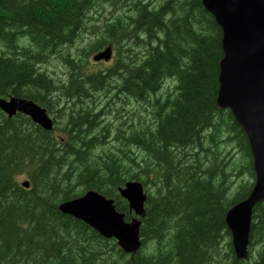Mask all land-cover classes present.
Wrapping results in <instances>:
<instances>
[{"label": "trees", "instance_id": "obj_1", "mask_svg": "<svg viewBox=\"0 0 264 264\" xmlns=\"http://www.w3.org/2000/svg\"><path fill=\"white\" fill-rule=\"evenodd\" d=\"M220 40L201 0H0V97L34 100L52 117L69 108L59 134L54 117L47 131L0 111V264H262L264 201L253 208L244 260L230 248L224 220L251 190L242 179L234 192L240 174H254L242 130L216 106ZM82 41L92 49L84 57L110 45L114 64L85 74L71 53ZM53 61L66 65L67 78H53ZM163 86L172 88L158 92ZM131 180L146 193L141 247L132 257L58 210L95 190L129 219L117 188Z\"/></svg>", "mask_w": 264, "mask_h": 264}, {"label": "water", "instance_id": "obj_2", "mask_svg": "<svg viewBox=\"0 0 264 264\" xmlns=\"http://www.w3.org/2000/svg\"><path fill=\"white\" fill-rule=\"evenodd\" d=\"M201 2L214 16L222 33L217 106L230 110L246 134L254 158L256 180L251 194L227 216L233 229L234 246L237 251H242L248 237L250 207L264 196V0ZM108 57L107 49L95 59ZM0 109L8 116L22 112L42 127L50 128L44 110L30 101L0 98ZM24 186L28 184L24 183ZM121 194L127 198L130 209L143 215L144 195L140 184L126 183ZM59 208L81 218L103 236L115 237L124 251L132 252L139 246V222L125 223L123 215L114 212L111 200L95 192L88 191L77 199L62 203Z\"/></svg>", "mask_w": 264, "mask_h": 264}, {"label": "bare ground", "instance_id": "obj_3", "mask_svg": "<svg viewBox=\"0 0 264 264\" xmlns=\"http://www.w3.org/2000/svg\"><path fill=\"white\" fill-rule=\"evenodd\" d=\"M3 5V4H2ZM92 5V4H91ZM150 5V4H149ZM86 10V9H85ZM28 13H30V12H28ZM62 13V12H61ZM84 14H85V12H83ZM168 13V12H167ZM78 14V13H77ZM59 15V14H58ZM160 15V14H159ZM84 16V15H83ZM164 16V15H163ZM58 17V16H57ZM18 18V17H17ZM27 18V17H26ZM29 18V17H28ZM27 18V19H28ZM19 19V18H18ZM37 19V18H36ZM66 19V18H65ZM76 19V18H75ZM158 19V18H157ZM36 21V20H35ZM41 21V20H40ZM25 22V21H24ZM45 22V21H44ZM69 22V21H68ZM80 22V21H79ZM64 23H66V22H64ZM83 24V23H82ZM166 24V23H165ZM43 25V24H42ZM46 25V24H45ZM74 25V24H73ZM78 25V24H77ZM79 25H80V23H79ZM157 25H158V23H157ZM81 26V25H80ZM83 26V25H82ZM79 27V26H78ZM154 27V26H153ZM162 27V26H161ZM52 28V27H51ZM54 28V27H53ZM28 29V28H27ZM63 29V28H62ZM65 29H67V28H65ZM78 29V28H77ZM156 29H158V28H156ZM155 29V30H156ZM58 30V29H57ZM60 30V29H59ZM64 30V29H63ZM161 30V29H160ZM165 30V29H164ZM42 31V30H41ZM67 31H68V29H67ZM74 31V30H73ZM79 31V30H78ZM77 31V32H78ZM80 32V31H79ZM38 33V32H37ZM53 33V32H52ZM61 33H63V32H61ZM75 33V32H74ZM54 34V33H53ZM52 34V35H53ZM57 34V33H56ZM63 34H65V33H63ZM66 34H68V33H66ZM71 34V33H70ZM73 34V33H72ZM77 34V33H76ZM55 35V34H54ZM59 35V34H58ZM57 35V36H58ZM63 36H65V35H63ZM62 36V37H63ZM70 36H72V35H69L68 37H70ZM221 36H222V34H221ZM72 37H74V36H72ZM98 37V36H97ZM96 37V38H97ZM64 38V37H63ZM71 38V37H70ZM41 39V38H40ZM72 39V38H71ZM60 40V39H59ZM58 40V41H59ZM63 40V39H62ZM67 40V39H66ZM49 42V41H48ZM92 43V42H91ZM90 43V44H91ZM145 44V43H144ZM95 45V44H94ZM80 46V45H79ZM47 47V46H46ZM161 47V46H160ZM82 48V47H81ZM85 48V47H84ZM90 48H91V46H90ZM75 49V48H74ZM76 49H78V50H80L79 49V47H77ZM95 49H96V47H95ZM109 50V57L107 58V59H104V58H99V59H95V57L96 56H98L99 54H101V53H104L106 50ZM77 50V51H78ZM84 50V49H83ZM92 50V49H91ZM90 50V51H91ZM84 51H86V50H84ZM146 51V50H145ZM54 52H57V51H55L54 50ZM49 53H51V52H49ZM72 53V52H71ZM82 53H83V51H82ZM85 53V52H84ZM83 53V54H84ZM112 49H111V47L110 46H107L103 51H101L100 53H98L97 55H94L93 57H92V59H93V61H95V62H99V61H104V62H106V61H108V60H110L111 59V56H112ZM69 54V53H68ZM45 56V55H44ZM49 57V56H48ZM47 57V58H48ZM72 58V57H71ZM140 58V57H139ZM138 58V59H139ZM62 59V58H61ZM66 59H68V58H66ZM136 59V58H135ZM134 59V60H135ZM73 60V59H72ZM63 61H64V59H63ZM62 61V62H63ZM67 61H69V60H67ZM137 61V60H136ZM131 62V61H130ZM139 62H140V60H139ZM132 63V62H131ZM3 64V63H2ZM127 64H128V62H127ZM130 64V63H129ZM0 65H1V63H0ZM2 66V65H1ZM143 66V65H142ZM119 67H121V66H119ZM116 68H118V67H116ZM126 68V67H125ZM127 68H130L129 66H127ZM109 69V68H108ZM119 69V68H118ZM117 69H115V71H116ZM126 70V69H125ZM124 70V71H125ZM127 71V70H126ZM103 72V71H102ZM114 72V71H113ZM112 72V73H113ZM123 72V71H122ZM136 73H138V72H136ZM76 74V73H75ZM78 74V73H77ZM119 75L121 74V72L120 73H118ZM118 75V76H119ZM134 75H136V74H134ZM133 75V77L135 78L136 76H134ZM130 77H132V76H130ZM133 77H132V79H133ZM143 77V76H142ZM70 78H73L72 76L70 77ZM75 78H77L76 76H75ZM103 78V77H102ZM101 79V78H100ZM104 79V78H103ZM172 79H174V78H172ZM74 80V79H73ZM109 80H111V79H109ZM99 81V80H98ZM128 81V80H127ZM130 81H132L131 79H130ZM141 81V80H140ZM175 81V80H174ZM95 82H96V80H95ZM109 82V81H108ZM133 82V81H132ZM93 82H91V84H92ZM100 83V82H99ZM98 83V84H99ZM103 83V82H102ZM130 83V82H129ZM29 84V83H28ZM77 85H78V83H76ZM95 83H93V85H94ZM117 84V83H116ZM115 83H114V85H116ZM128 84V83H127ZM141 84V83H140ZM80 85V84H79ZM82 85V84H81ZM110 85V84H109ZM161 85V84H160ZM23 86V85H22ZM98 86V85H97ZM141 86V85H140ZM45 87V86H44ZM80 87V86H79ZM110 87H112V86H110ZM103 88V87H102ZM114 88V87H113ZM116 88V87H115ZM137 88V87H136ZM159 89V88H158ZM82 90H83V88H82ZM82 90H80V91H82ZM111 90V89H110ZM153 92H155V91H153ZM152 94V93H151ZM55 95H56V93H55ZM79 95V94H78ZM85 96V95H84ZM172 96V95H171ZM13 98H16V99H24V100H27V101H30V102H32L33 104H35V105H37L39 108H41V109H43L44 110V112H45V114H46V116H47V118L50 120V128H44V127H42L41 125H39L38 123H36V122H34L32 119H31V117L29 116V115H26V114H24V113H22V112H19V111H17L16 113H15V115L16 114H22V115H24V116H26V117H28L33 123H35L37 126H39L41 129H43V130H47V131H52L53 130V118L47 113V111H46V109L45 108H43L42 106H40L39 104H37L34 100H30V99H26V98H17V97H14V96H12ZM69 97H71V96H69ZM1 98V97H0ZM1 99H3V98H1ZM134 101V100H133ZM65 103H71V104H74L75 103V100H73V99H70V100H68L67 102H65ZM88 103V102H87ZM108 103V102H107ZM57 104V103H56ZM76 104H78V103H76ZM75 104V105H76ZM58 105V104H57ZM66 105V104H65ZM216 106H217V103H216ZM217 108L218 109H220V110H227V108H219L218 106H217ZM78 112V111H77ZM57 113V112H56ZM231 114V113H230ZM54 115V114H53ZM57 115V114H56ZM85 115H86V113H85ZM93 115V114H92ZM95 115V114H94ZM93 115V116H94ZM232 115V114H231ZM87 116V115H86ZM91 117V116H90ZM232 117H233V115H232ZM86 119V118H85ZM92 119H95V121H97V116L94 118H92ZM234 119V118H233ZM88 121H89V119H88ZM86 122H87V119H86ZM92 122V121H91ZM103 122L105 123L106 122V120H104L103 119ZM90 122H87L86 123V125H88ZM93 124H94V122H93ZM97 124L99 125V123L97 122ZM108 125V124H107ZM93 126H95V124L93 125ZM83 127V126H82ZM91 127V126H90ZM100 127V126H99ZM104 127H105V124H104ZM106 128H109V127H106ZM105 128V129H106ZM100 129V128H99ZM101 130V129H100ZM102 130H104V129H102ZM87 131V130H86ZM93 132V131H92ZM96 133H98L97 131H96ZM106 133H107V131H106ZM105 133V134H106ZM80 134V133H79ZM103 136H105V135H103ZM96 137V136H95ZM48 138V137H47ZM106 139V141L108 140L107 138H105ZM105 143V142H104ZM44 145H47V144H44ZM49 145H50V143H49ZM248 146H249V149H250V151L252 152V150H251V146H250V144H248ZM47 147V146H46ZM48 148V147H47ZM46 148V149H47ZM199 148V147H198ZM45 149V148H44ZM197 149V148H196ZM179 150V149H178ZM190 150V149H189ZM200 150V149H199ZM45 151V150H44ZM47 152H48V150H47ZM46 152V153H47ZM45 152H43V154H44ZM179 154H182V153H179ZM37 155V154H36ZM45 155V154H44ZM123 155V154H122ZM181 156V155H180ZM184 156V155H183ZM188 156V155H187ZM212 156V155H211ZM214 156V155H213ZM42 157V156H41ZM124 157V156H123ZM186 157V156H185ZM183 158L184 157H182L181 159L183 160ZM180 159V160H181ZM176 160V159H175ZM179 160V161H180ZM184 161V160H183ZM223 161V160H222ZM186 162V161H185ZM38 163V162H37ZM36 163V164H37ZM183 163V162H182ZM189 163V162H188ZM178 164V163H177ZM179 165V164H178ZM190 165V164H189ZM188 165V166H189ZM190 169V168H189ZM192 169V168H191ZM207 169H209V168H207ZM206 169V170H207ZM46 171V170H45ZM207 175V174H206ZM157 178V177H156ZM218 181V180H217ZM60 182V181H59ZM8 184V183H7ZM219 185V184H218ZM220 186V185H219ZM218 188H220V187H218ZM217 188V189H218ZM221 189V188H220ZM251 191H252V188H251V190L249 191V193H248V195H247V197L245 198V199H243V200H241V201H238L237 203H235L234 205H232L227 211H226V214H225V224H226V227H227V229H228V231H229V234H230V241H231V246H230V248L232 247V250H233V253H234V255H235V257L237 258V260L239 259V260H244L246 257H247V251H248V242H249V232H250V224H251V216H252V211H253V208L257 205V204H253L251 207H250V213H249V231H248V237H247V242H246V244H245V246H244V248L242 249V251H237L236 250V248H235V246H234V240H233V236H234V234H233V229H232V227H231V225H230V223H229V221L227 220V216H228V214L231 212V211H233L236 207H238L241 203H243L244 201H246L248 198H249V196H250V194H251ZM22 193V192H21ZM176 193V192H175ZM182 192H180V194H181ZM226 197V196H225ZM145 201H146V193H145V197H144V200H143V202H142V205H143V207H144V204H145ZM182 209H183V207H181ZM185 208V207H184ZM48 209V208H47ZM189 209V211H190V208H188ZM192 209V208H191ZM187 210V209H186ZM45 211H46V209H45ZM185 211V210H184ZM189 211H188V213L187 214H189ZM192 211V210H191ZM187 212V211H186ZM193 212V211H192ZM192 212H191V214H192ZM194 213V212H193ZM186 214V213H185ZM190 215V214H189ZM195 215V214H194ZM186 216V215H185ZM190 217H191V215H190ZM188 218H189V216H188ZM187 218V219H188ZM195 219V218H194ZM50 220V219H49ZM186 220V219H185ZM183 221V220H182ZM190 221V220H189ZM187 225H190V223L188 224V222L186 223ZM186 224L184 225V226H186ZM183 225V224H182ZM191 226V225H190ZM187 227V226H186ZM185 227V228H186ZM189 228H191V227H189ZM40 229V228H39ZM151 229V228H150ZM167 229V228H166ZM170 229V228H169ZM187 229V228H186ZM185 232V231H184ZM50 234V233H49ZM182 234V233H181ZM178 235V234H177ZM42 236V235H41ZM183 236V235H182ZM38 237V236H37ZM180 237V236H179ZM176 238V237H175ZM182 238V237H181ZM173 239V238H172ZM184 239V238H183ZM213 239V238H212ZM175 240V239H174ZM263 240V239H262ZM180 242V241H179ZM173 243H175V242H173ZM18 244V243H17ZM184 244V243H183ZM187 244V243H186ZM175 245V244H174ZM176 245H177V243H176ZM210 245V244H209ZM213 245V244H212ZM257 245V244H256ZM182 246V245H181ZM98 247V246H97ZM214 247V246H213ZM227 247H229V245L227 246ZM163 248V247H162ZM211 248H212V246H211ZM258 248V247H257ZM64 249V248H63ZM209 249V248H208ZM207 249V250H208ZM211 250V249H210ZM228 250H230L229 248H228ZM252 251V250H251ZM230 252V251H229ZM51 254V253H50ZM125 255V254H124ZM6 256V255H5ZM50 256V255H49ZM55 256H57V255H55ZM55 256H53V257H55ZM103 256V255H102ZM216 257V256H215ZM51 258V257H50ZM108 258V257H107ZM217 258V257H216ZM222 258V257H221ZM54 259V258H53ZM120 259V258H119ZM203 259V258H202ZM223 259V258H222ZM106 260V259H105ZM176 260V259H175ZM212 260V259H211ZM218 260V259H217ZM108 261V260H107ZM178 261V260H177ZM198 261H200V260H198ZM44 262V261H43ZM65 262V261H64ZM179 262V261H178ZM81 263V262H80ZM201 263H203V262H201ZM264 263V261L262 262V264ZM85 264V263H84ZM114 264V263H113ZM179 264V263H178ZM181 264V263H180ZM199 264V263H198ZM216 264H218V263H216Z\"/></svg>", "mask_w": 264, "mask_h": 264}, {"label": "rangeland", "instance_id": "obj_4", "mask_svg": "<svg viewBox=\"0 0 264 264\" xmlns=\"http://www.w3.org/2000/svg\"><path fill=\"white\" fill-rule=\"evenodd\" d=\"M87 44H89V42H83L82 41V43H79V44H77L76 45V48L77 47H79V49L80 50H78V49H75L73 52H72V54L74 55V56H77L78 58H77V61L79 62V63H81L82 65H83V71L85 72V74H87V75H90V74H88V73H90V72H98V71H104L106 68H110L113 64H114V62H115V51L112 49V56H111V59L110 60H108V61H106V62H104V61H99V62H95V61H93V59H92V57L94 56V55H97L98 53H100L101 51H103L107 46H110V45H106V46H104L103 48H101V49H95L93 52H91L87 57H84V55H85V53L86 52H89L90 50H89V48L87 47ZM80 45V46H79ZM82 47V48H81ZM85 47V48H84ZM111 47V46H110ZM86 50V51H84V50ZM78 50V51H77ZM82 51H83V53H82ZM85 66L87 67V68H85ZM47 69H48V71L50 72V74L53 76V78H55V79H58V78H60V79H64V78H67L66 76H67V72H68V69H67V67H66V65H64V64H62V65H59L58 64V62H56V61H53L52 62V65L51 64H48V67H47ZM88 69V70H87ZM165 85H167V84H165ZM172 88V86H169V87H167V86H163V88L162 89H160V91H158V92H165L166 90H170ZM69 105H72L71 103H68ZM105 106V105H104ZM109 106H114V105H109ZM109 106H105V107H109ZM62 108L66 111V113H65V117L63 118V115L61 114V112H60V107L59 108H56V109H54L53 110V117H54V119L55 120H58V122H57V124L55 123V126H54V129H55V134H59V131H60V129L63 127V126H61V123H60V121L59 120H63V121H66V119L69 117L68 116V110H69V108H67V107H65L64 105H62ZM57 112V113H56ZM95 112L96 113H98V110L97 109H95L94 108V110H93V113L95 114ZM57 114V115H56ZM99 114V113H98ZM100 114H101V111H100ZM51 116V115H50ZM52 117V116H51ZM52 117V118H53ZM102 117H103V119L104 120H106L107 122L108 121H112V119L111 118H113L112 117V115H110V116H107V117H104V115H102ZM112 122H114V121H112ZM236 152H238L236 149H230V154L233 156ZM236 158H237V156H236ZM238 182H240V180H238Z\"/></svg>", "mask_w": 264, "mask_h": 264}]
</instances>
